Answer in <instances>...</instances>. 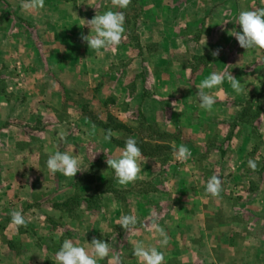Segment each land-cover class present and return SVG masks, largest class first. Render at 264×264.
<instances>
[{
	"label": "crops",
	"instance_id": "obj_1",
	"mask_svg": "<svg viewBox=\"0 0 264 264\" xmlns=\"http://www.w3.org/2000/svg\"><path fill=\"white\" fill-rule=\"evenodd\" d=\"M254 1L132 0L138 45L133 48L127 41L129 25L125 17V38L119 46L100 55L88 49L81 36L89 34V27L85 23L96 14H102L110 9L121 10L115 8L112 1L44 0V9L25 11L21 6V0H0V67L11 74L12 67L19 65L20 73L23 71L22 79L36 83L35 88L26 91L24 96L38 99L45 96L56 101L61 97L62 90L89 104L88 106H94L95 112L98 113L102 110L108 113L106 100L114 97V106L108 107L111 114L131 115L142 105L148 104L153 106L149 111L155 116L160 115L161 112L165 113L166 105L172 97H182V100L175 104L178 110L182 111L179 124L176 126L168 123L160 126L162 134L168 135L173 131L179 133L176 147L186 146L190 156L183 163L181 162L175 171L149 169V166L154 167L159 159L156 156H142L144 161L140 173L142 179L126 186L117 182L113 171L109 172L113 176L115 188L129 191L131 197L127 196L128 204L125 206L126 197L119 198L110 192H104L99 213L88 215L91 221L86 226L91 224L90 230L76 238L63 236L62 240L71 239L74 244L82 245L90 243L94 238L103 239L109 242L110 256L99 261L98 264H141V261L133 255L132 244L143 241L145 245L159 248L158 234L152 228L153 224H157L169 237L168 246L161 249L165 252V264H263L260 247L259 251L255 249L253 252L251 244L264 241V165L262 164L257 174L258 180L254 186H251L253 178L249 176L245 181L239 179L249 171L250 159L256 162L264 161V101H261L260 115L255 122L263 141L258 151V143L251 132V126L246 122L231 125L229 135L224 138L225 147L215 148L211 142H207L214 138L215 128L210 129L213 130L211 137L205 133L196 134L195 131L200 130L201 122L194 120L193 116H185L188 112H195L199 104L197 96L187 94L189 98L194 99V103H190L187 99L188 102L184 104L187 96L178 94L180 91L183 92L185 87L197 93L196 87L214 72L231 73L233 77L244 83L245 87V91L237 95L231 88L230 82L225 80L219 89L212 90V94L217 98L223 97L228 100L239 98L253 91L254 87L263 81L264 49L247 51L241 48L232 36L234 31H240V26L236 24L238 14L242 10H252ZM256 1L259 8H263L264 0ZM154 47L162 54L157 56L155 52H150L154 51L151 49ZM127 48L140 49L147 53L144 56L151 57L147 71H150L151 67L159 68L157 74L152 75L156 83L153 89L151 88V92L148 87L146 90L143 89L140 80L135 77L139 70L135 73L134 68L141 66V60L132 52L125 54L124 50ZM186 51L189 55L188 62L175 57ZM214 51H218V55L213 56ZM115 54L118 57H115ZM126 59H130L131 70L113 68L112 65L116 61ZM254 65L263 67V70L259 68L254 72L251 69ZM130 82H135V89L128 87ZM52 84L58 85L57 90H42L43 86L48 88ZM146 92L148 95H144ZM6 96L11 98L12 95L0 93V100L7 106ZM135 101H137L136 107H134ZM33 102L31 99L29 101V98L21 101L18 105L23 111L19 108L16 110L14 106L16 103H11L8 116L19 119L26 107L27 112L30 113ZM181 103L183 110L180 108ZM185 105L191 108L184 109ZM51 106L54 107L55 103ZM54 110L57 112L58 107ZM233 110H235L233 115L239 112L236 111L235 105ZM215 111L217 113L218 110ZM156 120L154 118L155 122ZM106 123L107 121H104L100 125L84 120L80 127L81 131L75 137H68L66 133L68 125L60 121L53 122L45 128V138L39 149L44 148L43 152L49 155L56 151V146L64 144L63 151L77 155L82 162L86 160L83 157L85 151L89 154H103L102 157L108 159L115 158L123 147L114 144L113 141L127 140L130 137L135 139V137L133 134L123 135L122 130L116 127L111 129ZM129 128L134 132L138 126L132 125ZM57 131L63 133V139L56 135ZM109 131L112 133V141L105 139ZM215 136L219 140L218 135ZM66 137H68L67 143H65ZM153 142L152 144L158 146L167 144L163 141ZM74 144L76 146H73ZM37 145L35 143L31 148ZM93 146L97 150H94ZM202 147L207 149V153L204 160L201 158L199 160L198 150ZM24 151L25 153L20 154L19 178L29 179L26 183L22 181L29 186L30 179L34 177L32 173L27 175V170L32 167L22 166L21 162H25L26 159L29 162L32 158L27 154L30 149ZM174 154L176 150L171 154L173 160H175ZM218 160L227 162L226 179L225 175H222L225 170L222 169L221 172L212 169L214 166H219L216 163ZM34 161L36 163L33 169L37 171L40 168L39 159L35 158ZM198 161H202L204 166H211V170H201V167L192 168L193 164H189ZM101 172L103 173L99 174V181L102 177L108 176L107 171ZM247 173L250 175V172ZM54 175L56 179L48 190L52 202L69 199L74 195L73 184L77 175L74 177L60 173ZM213 175L223 177L221 181L223 186H226L221 187L218 197H212L205 191L204 181L207 184ZM61 178L64 180L63 186L60 184ZM156 178L165 179V186L157 189ZM141 180H145L152 187L147 190L142 189L144 185L141 184ZM93 193V189H89L88 194ZM223 195H227V198H223ZM234 199L246 200L236 203ZM244 212L253 213L254 217L240 216ZM124 215L137 217L136 225L130 229H123L117 222ZM70 224H73L72 220ZM59 248L60 246L57 251Z\"/></svg>",
	"mask_w": 264,
	"mask_h": 264
},
{
	"label": "rangeland",
	"instance_id": "obj_2",
	"mask_svg": "<svg viewBox=\"0 0 264 264\" xmlns=\"http://www.w3.org/2000/svg\"><path fill=\"white\" fill-rule=\"evenodd\" d=\"M262 3L264 8V2ZM259 7V4L255 0L252 3V10L260 9ZM120 11H122V9ZM123 13L129 25L127 41L131 43L130 45L134 48V46L138 45V38L136 33L135 11H132V0L127 8L123 9ZM151 49L154 51L150 52H155L157 56L158 54H162V52H159L155 47ZM124 52L125 54L130 52L137 54L138 58L141 60V66L134 68L136 71L135 73H138L139 70V73L136 74L135 77L140 80V86L143 85V89L146 90L148 87V89H150L149 91L151 92V88L153 89L156 83L155 79L152 78V75L154 73L156 75V72H158L159 68L155 66V69L151 67V70L147 71V67H149L148 62L151 61V57L148 58V56H144V54L147 53L141 51L140 49L130 50L127 48L124 50ZM116 56L118 57L117 54H115V57ZM176 56L178 59L183 60L184 62L189 61V55H187V51L179 53L175 55V57ZM112 66L117 70H131L132 68L130 67V59L116 61ZM259 68H262L263 70V67H258L255 65L251 67L254 72L255 70H259ZM20 71L21 68L19 65H16L15 68L12 67L11 74L7 73V70L3 69V67H0V93H7L10 96L12 95L11 98L9 96L5 97L6 102L8 103L7 106L2 100H0V264H56L55 253L57 252V248L63 243V236L67 235L76 238L84 232L90 230L91 224L90 226H86L87 223H90L91 221L88 215L99 213L102 195L104 192H110L119 198L126 197V201H124L125 206L128 204L127 196L131 197V195H129V191H127V189L119 190L114 187L113 176L109 174V172L111 173L113 170L109 169L107 163L105 162L108 159L107 157H102L103 154L101 155L100 153L89 154L85 151L86 154L84 153L83 157L84 160H86L85 162L83 161L82 172H78L76 174L77 179L75 184H73L75 187V192L74 195L69 198H73L74 201L72 199V202L69 203L68 207H64L62 205V203L68 199L61 202H52L53 200L48 190L50 184L52 185V182L56 178L54 177L55 175L50 173L46 167V161L49 155H47L46 152H43L44 148L42 150L39 149L45 138V128L53 122L60 121L62 124H66L69 127L68 131L66 132L68 133L67 136L75 137V135L81 131L80 127H82L84 120L100 125L103 124L104 121H107L106 124L111 129L114 128L115 125H123L122 128L118 129L124 132L123 135L133 134L135 140H139L144 144L154 145L152 144L154 143L153 141L166 142L167 144L164 145L165 148L158 151L161 153V155L156 156L159 160L154 167L150 165L149 169L152 168L156 169L157 171H175L178 169V165L184 161L179 160L176 154H174L175 160L171 158V154L175 150L177 152V147H179H176V143L179 142V133L173 131L169 133L170 135L162 134L160 125H167L168 123H170V125L179 124V117H181L182 111H179L177 105L175 104H177L179 100H182V97H172L171 101L168 104L166 103L167 108L165 113L161 112L160 115L157 116H155L154 113H150L149 108L153 106H149L148 104L142 105L136 110V113H134V111L131 115L126 113L123 115L116 113L111 114L108 110V107L114 106V97L106 100V102H108V107H106L108 113H104L103 110L98 113L95 112L94 106L90 107L88 106L89 104L87 105L84 101L74 98L68 93L66 94V91L63 92L62 90L61 97L56 101H53L51 98L45 96H43L42 99L30 98L26 95L24 96L26 91H31L35 88L36 83L29 82L27 79H22L23 71L21 72L22 75ZM5 78L9 80L6 81ZM17 78L18 80L16 81ZM135 85V82H130L128 87L135 89ZM256 86L257 87H254L253 91H250L246 95L233 100L224 99L223 97L217 98L218 102L215 104V108H213L211 112L200 108L198 104V106L195 108V112H188V115L186 114L185 116H193L194 120L201 122V125L199 126L200 130L198 129L199 132L195 131L196 134L202 135L205 133L207 136L210 135L211 137L213 130L211 131L210 129L215 128L213 132L218 135L219 140H217L214 134V138L207 141L208 143L211 142L215 148L225 147L224 138L227 137V134L229 135L234 124L246 122L251 126V132L255 136L256 143H258V151L259 146L263 143V141L261 140V134L260 131H258L255 122L258 121L260 115L259 110L261 101H264V79ZM57 88V84L54 86L52 84V86L49 85L48 88L43 86L42 90L55 91ZM38 90L40 89L38 88ZM183 90V92L180 91L178 94H184V96H187L184 104H186V101L188 102V100L193 104L194 99L189 98V95L187 94L190 93L196 95V91L191 90L189 87H185ZM144 95H148L147 92ZM28 98L29 101L30 99L34 101L32 106L29 104V106H31L30 113L29 111L27 112L28 108L26 107L24 114L20 115L21 118L15 119L14 116H8V110L9 106H11V103H16V105L13 104L16 110L18 108L21 109V106L18 104L21 101L28 100ZM54 103L55 106L52 107L51 104L54 105ZM181 105L182 103L180 104V108L183 110ZM233 105L236 106V111H239L236 115H233V113H235V110H233ZM14 106L12 107L14 108ZM136 106L137 101H135L134 104V107ZM55 107H58L57 112L54 110ZM186 108L189 109L191 106L188 107L185 105L184 109ZM215 109H217L219 112L217 111L216 113ZM21 111L23 110L21 109ZM220 111H223V113ZM174 112L179 114L174 115ZM79 117L81 119H79ZM154 118L155 120L157 118L156 122L154 121ZM230 118L231 120H229ZM132 125H134V127L136 125L138 126V129H135L134 132L129 128ZM61 133L62 132L57 131L56 135L60 136ZM68 137L65 138V143L68 142ZM125 141L126 140L122 139L114 140L113 142L116 145L118 144V146H122L119 145V143ZM150 141H152V143ZM216 141L219 142L216 143ZM35 143L38 144L37 147L31 148V145ZM77 143H79L78 140ZM73 146L76 145L74 144ZM63 148L64 144H61V146H56V151L64 152ZM26 149H30L27 154H29L32 160L28 162V159H26L25 162H21V165L32 167L28 168L27 170V175L32 173L34 177L33 179H30L28 183L29 186H26V184L22 182L24 180L26 183L29 179L23 177L19 178V161L21 160L20 154L25 153L24 150ZM93 149L97 150L95 146H93ZM198 151L200 153L199 160L200 158L204 160L207 149L202 147ZM35 158L39 159L40 165V168H38L37 171L33 169V166L35 165L34 163H36L34 161ZM218 161L216 163H218L219 166H214L212 169H216L217 171L221 170V172L222 169L223 171L225 170V173L222 175H225L224 178L226 179L228 170L226 168L227 162H222L221 160L219 162ZM190 163L193 164L192 168L201 167V170H211V166H204L202 161L195 163L189 162V164ZM262 164L264 165V161L261 162L258 160L255 170L250 168L249 171H247L250 172V175H248L249 173L245 172L246 174L244 173V175L241 176L242 178L239 180L245 181L248 179L246 177L249 176L253 178L251 186H254L258 180L257 174L259 173ZM202 166H204V168H202ZM205 167L208 168L206 169ZM101 171H107L108 176L102 177L99 181L98 176L100 173H103ZM35 176L37 178H35ZM220 178L222 179L223 177ZM63 181V178H61V186H63ZM227 181L228 178L226 183ZM32 182L33 186H31ZM141 184L144 185L142 189L145 190L152 187L145 180H141ZM155 184L157 185V189H160L161 186H165V179L156 178ZM204 184L206 185L205 181ZM136 185L138 184L136 183ZM224 186L222 183L221 187ZM89 189H93L94 193L88 194ZM32 190H34L33 193ZM223 198H227V195H223ZM245 200L246 199H234L236 203H241ZM16 210L21 211L28 221L26 226L19 227L18 230L17 227L11 223L10 215L11 212ZM240 216L254 217V214L250 212H244ZM71 220L73 222L72 225L70 224ZM251 247L253 252H255V249L259 251L260 247L262 252L261 260L264 264V241L263 243L259 244H257V242L252 243ZM234 256L236 257V255Z\"/></svg>",
	"mask_w": 264,
	"mask_h": 264
},
{
	"label": "clouds",
	"instance_id": "obj_3",
	"mask_svg": "<svg viewBox=\"0 0 264 264\" xmlns=\"http://www.w3.org/2000/svg\"><path fill=\"white\" fill-rule=\"evenodd\" d=\"M131 0H112L113 6L118 9H125ZM21 6L25 11H39L44 9V0H21ZM89 27V34L82 35L81 40L87 44L97 54L102 55L110 49L119 46L125 38V16L123 11L107 10L102 14L95 15L91 20L86 21ZM236 24L240 26V31H234L232 36L238 41L241 48L245 50L264 49V8L257 10H242L238 14ZM213 56L218 55L214 51ZM228 80L233 91L239 95L245 91L244 83H241L231 73L214 72L205 78L198 87L196 96L199 107L211 112L217 102V96L212 94L213 89ZM209 90V91H205ZM63 139V133L60 134ZM112 133L105 136L106 140H111ZM179 160H185L190 156L189 149L180 145L176 152ZM142 152L137 146L134 138L125 141L123 149L115 158H109L106 163L109 169L113 170L115 179L120 185H128L138 179H142ZM83 162L77 156L67 152L55 151L49 154L46 167L50 173H60L67 177H74L78 172H82ZM248 166L255 170L257 162L250 159ZM222 181L219 176L213 175L207 181L205 191L212 197H218L221 192ZM11 223L17 227L26 226L27 220L24 214L19 211L11 212ZM123 229H130L137 223V217L124 215L117 222ZM152 228L158 234L159 248L154 245H145L143 241H136L132 244V252L141 261V264H165V249L169 244L167 232L153 224ZM56 264H98L110 256L109 242L103 239H92L89 243L82 245L74 244L71 239H64L59 250L55 253Z\"/></svg>",
	"mask_w": 264,
	"mask_h": 264
},
{
	"label": "trees",
	"instance_id": "obj_4",
	"mask_svg": "<svg viewBox=\"0 0 264 264\" xmlns=\"http://www.w3.org/2000/svg\"><path fill=\"white\" fill-rule=\"evenodd\" d=\"M116 128H122L123 125H115ZM137 141V146L141 149L142 155L145 156H160L161 153H159L158 151L164 149L165 147L163 145H151V144H144L142 142H140L139 140ZM119 145H122L124 147L125 142H120ZM72 199H68L67 201H64L62 203V205L64 207H68L69 203L72 202ZM74 201V199H73Z\"/></svg>",
	"mask_w": 264,
	"mask_h": 264
}]
</instances>
